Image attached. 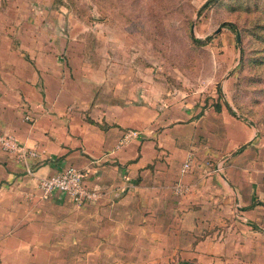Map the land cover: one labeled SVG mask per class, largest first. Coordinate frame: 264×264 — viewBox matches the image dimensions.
<instances>
[{
	"label": "crops",
	"instance_id": "1",
	"mask_svg": "<svg viewBox=\"0 0 264 264\" xmlns=\"http://www.w3.org/2000/svg\"><path fill=\"white\" fill-rule=\"evenodd\" d=\"M6 39L0 135L38 155L18 162L0 149V264H70L73 252L106 250L111 234L142 217L180 220L187 235L223 227L226 237L204 240L207 251L228 244L264 264V238L254 241L264 237V138L252 125L217 100L199 107L173 96L119 54L77 51L71 35L60 41L38 29L20 49ZM127 129L137 137L116 148ZM187 157L186 191L176 203L171 186ZM221 158L220 172H210ZM68 165L83 172L96 200L76 207L56 191L43 197L29 175Z\"/></svg>",
	"mask_w": 264,
	"mask_h": 264
},
{
	"label": "rangeland",
	"instance_id": "2",
	"mask_svg": "<svg viewBox=\"0 0 264 264\" xmlns=\"http://www.w3.org/2000/svg\"><path fill=\"white\" fill-rule=\"evenodd\" d=\"M205 1L0 0V37L20 49L24 37L38 29L60 41L71 35L75 50L119 54V61L148 69L173 96L199 107L214 100L226 103L235 119L264 138V0H216L200 9ZM224 22L235 25L238 42ZM171 194L178 203L182 195ZM154 221L129 220L125 233L111 234L106 250H78L68 262L260 264L228 244L222 251H207L204 240L226 237L223 227L187 235L180 220ZM262 238L254 236V241Z\"/></svg>",
	"mask_w": 264,
	"mask_h": 264
},
{
	"label": "built area",
	"instance_id": "3",
	"mask_svg": "<svg viewBox=\"0 0 264 264\" xmlns=\"http://www.w3.org/2000/svg\"><path fill=\"white\" fill-rule=\"evenodd\" d=\"M137 135L138 132L136 130H125L116 141L115 147H122L133 138H136ZM0 149L6 153L12 154L18 162H25L27 159L34 158L38 155L36 150L25 147L9 134L0 135ZM224 159L225 158H221L215 162L210 172H220ZM189 167L190 158L187 157L179 166L178 178L171 186V192L174 195L181 196L185 193L186 187L182 184L180 178L188 172ZM29 175L43 197L56 191L67 196L76 207L91 203L99 197V193L96 190H89L84 186L83 172L72 165L65 166L61 170L50 175H40L35 172H31Z\"/></svg>",
	"mask_w": 264,
	"mask_h": 264
},
{
	"label": "trees",
	"instance_id": "4",
	"mask_svg": "<svg viewBox=\"0 0 264 264\" xmlns=\"http://www.w3.org/2000/svg\"><path fill=\"white\" fill-rule=\"evenodd\" d=\"M214 1H216V0H206V1L202 4V6L200 7V9H202L203 7H205L206 5H208L209 3H212V2H214ZM200 9H199V11H200ZM222 25L227 26V28H228L229 30L233 31V32L235 33L236 41H237V37H238V41H239V34H238V32H237V30H236V27H235V25H234L233 23H231V22H224V23H222ZM192 41L195 42L196 44H203V43L205 42V40H200V39H197V38H192ZM238 41H237V42H238ZM220 97H221V94H220L219 90L217 89V98H220ZM223 105H224V107H225V108H226V109H227L232 115H234V113L230 110V108L228 107V105H227L226 103H224ZM214 106H215L216 109H218V106H219V105L214 104Z\"/></svg>",
	"mask_w": 264,
	"mask_h": 264
},
{
	"label": "water",
	"instance_id": "5",
	"mask_svg": "<svg viewBox=\"0 0 264 264\" xmlns=\"http://www.w3.org/2000/svg\"><path fill=\"white\" fill-rule=\"evenodd\" d=\"M218 31H219V27L216 30H214V33ZM237 41H238V37H237Z\"/></svg>",
	"mask_w": 264,
	"mask_h": 264
}]
</instances>
